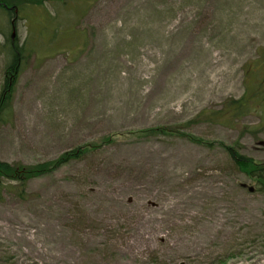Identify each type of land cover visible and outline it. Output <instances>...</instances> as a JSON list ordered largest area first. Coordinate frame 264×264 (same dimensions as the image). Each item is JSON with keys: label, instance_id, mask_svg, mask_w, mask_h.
<instances>
[{"label": "rangeland", "instance_id": "obj_1", "mask_svg": "<svg viewBox=\"0 0 264 264\" xmlns=\"http://www.w3.org/2000/svg\"><path fill=\"white\" fill-rule=\"evenodd\" d=\"M66 2L0 20L1 46L32 50L0 161L112 142L30 180L24 199L5 187L0 264H264V186L223 147L264 164V0ZM49 14L70 22L47 43ZM157 126L203 143L143 136Z\"/></svg>", "mask_w": 264, "mask_h": 264}, {"label": "trees", "instance_id": "obj_2", "mask_svg": "<svg viewBox=\"0 0 264 264\" xmlns=\"http://www.w3.org/2000/svg\"><path fill=\"white\" fill-rule=\"evenodd\" d=\"M46 0H15L12 2L11 0H0V20L7 22V19H22V13H26V9L34 10L35 7H44V2ZM53 5H57L60 3L61 5H66V0L58 1L50 0ZM62 2V3H61ZM59 21L55 16L49 14V16L44 18V22H41V29H39L38 35L41 36L43 29H51L52 33L51 37L47 39V43L54 42L58 39V34L61 31V27L64 24L69 23L70 21ZM2 29H5V26L2 25ZM12 36V35H11ZM10 35L7 36L5 46L0 45V49H2V60L0 61V127L3 124L10 123L13 117V92L14 87L16 86L21 72L25 68L30 56H31V48L28 47V41L23 44L18 43L15 39H13ZM264 62V59L263 61ZM261 63V62H259ZM257 65V64H254ZM254 74V73H253ZM250 72L248 73L246 70L245 77L252 76ZM255 81L259 78L258 75H253ZM263 79V78H262ZM246 96L243 97L239 101H233L231 104V108H234L236 111L235 115L238 112H242L247 106V99L251 101V95L257 91L255 88L248 87ZM222 113L218 112L214 115V118H211L210 121L218 122ZM143 132V136L148 137H156V136H171V137H181L186 138L189 141L197 144L203 143V140L200 138H196L194 136H188L185 132H182L178 127L171 126H157L145 129ZM112 142L111 137L104 138L102 141L100 140L97 144L85 145L83 147H78L74 150H71L59 157L58 159L42 163L36 165H22V164H14L8 165L6 163H2L0 161V197L1 193L5 189H10V191L16 190V194L19 198L24 199L25 196V187L27 182L32 179L45 176L50 174L53 171H56L63 165L67 164L72 160H76L84 156L86 153L94 151L103 147L106 144ZM228 156L230 157L232 163L238 168L241 172L245 173L247 176L257 178L264 186V164L255 166V162L252 159H249L245 156L239 154L235 147H226L223 146ZM13 183V184H12Z\"/></svg>", "mask_w": 264, "mask_h": 264}, {"label": "bare ground", "instance_id": "obj_3", "mask_svg": "<svg viewBox=\"0 0 264 264\" xmlns=\"http://www.w3.org/2000/svg\"><path fill=\"white\" fill-rule=\"evenodd\" d=\"M191 195L193 196V195H195L194 193H191ZM188 198V197H187ZM106 200L108 201L109 199L108 198H106ZM117 200V199H116ZM118 201H120V200H118ZM188 204H189V200L187 201V200H185ZM107 209H109V206L107 207V206H104L103 207V217H110V215H105V213H107ZM171 212H173V209H172V211Z\"/></svg>", "mask_w": 264, "mask_h": 264}, {"label": "water", "instance_id": "obj_4", "mask_svg": "<svg viewBox=\"0 0 264 264\" xmlns=\"http://www.w3.org/2000/svg\"><path fill=\"white\" fill-rule=\"evenodd\" d=\"M13 37V36H12ZM242 188H246L247 186L246 185H241ZM249 192H253V189L252 188H249L248 189Z\"/></svg>", "mask_w": 264, "mask_h": 264}]
</instances>
